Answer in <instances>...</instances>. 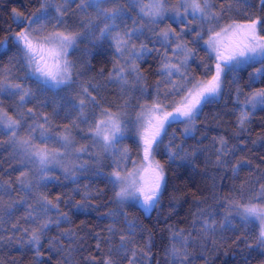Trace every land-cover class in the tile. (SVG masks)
<instances>
[{
  "label": "trees",
  "instance_id": "trees-1",
  "mask_svg": "<svg viewBox=\"0 0 264 264\" xmlns=\"http://www.w3.org/2000/svg\"><path fill=\"white\" fill-rule=\"evenodd\" d=\"M42 2L0 0V39L21 30L14 19L13 9L28 16L36 12ZM60 2L68 8L64 23L43 22L46 25L44 34L52 31L83 34L68 55V59L75 64L73 83L42 90L35 78H28L17 49L12 46L10 51L0 54V73L11 79L12 83L23 85L33 95L30 102L21 106L19 96L0 93V109L14 119H20L23 113L27 124H32L35 119L56 136L70 131L76 139L75 148L88 147L90 150L80 159L82 162L86 159L87 168L80 170L77 167L72 172H66L65 169L51 167L45 174L47 179L41 180L38 167L26 161L20 145L0 128V184L4 185V190L0 192V264H104L109 257L114 264H129L132 249L137 250L136 264H141V261L143 264H173L169 254L173 243L172 233L181 230L183 235L190 237L186 264H264V249L256 247L260 230L258 222L244 220L229 207L230 200L244 203L256 195L259 185L264 184V106L257 105L255 109L249 107L244 127L238 124L241 111L238 100L243 101L250 91L264 87V83L259 81L249 87L250 73L260 65H241L233 75H229L221 95L213 103L206 104L196 116L191 133H184L185 124L174 123L163 144L158 149L153 147L154 157L165 167V191L160 204L150 214L129 204L123 206L128 219L136 225L133 235L125 223V217L120 214V206L114 201V191L108 179L116 157L100 147L95 148L89 128L101 117L99 114L103 108L115 112L125 101L128 102L126 119L134 121L136 114L142 110L141 106H150L157 101L158 83L161 93L171 87L166 83L168 77L163 74L162 65L169 61L177 62L172 51L175 44L169 47L163 43L159 33L168 28H174L179 33L184 25L177 27L167 18L159 28H153V32L144 28L145 34L140 39H134L137 47L143 43L151 50L135 60L142 76L141 82L137 84L129 75V85L124 86L112 79L115 77L114 67H127L124 59L117 56L114 41L100 38L99 29L104 27L105 21L97 18L94 10L81 13L77 3ZM212 2L216 5L214 10L222 14L219 24L216 21L205 24L188 17L194 31L190 35L187 29L181 33L182 42H186L194 53L185 71L189 77L196 79L210 78L215 71V61L210 58L204 44L209 33L206 30L202 32V39L197 42L196 31L209 27L219 31L220 27L234 22L246 24L256 17L264 20V5L260 0ZM119 4L130 7L127 0H119ZM172 4H175V0H172ZM221 5L224 6L223 10ZM90 18L91 23H87ZM141 18L137 10H131L122 21H116L119 26L116 31L149 26ZM258 33L264 35L259 28ZM205 64L208 65L207 69L204 68ZM85 87L96 97L100 107L92 104L82 110L77 107L81 99L86 100L83 93ZM141 88L147 90L141 94ZM237 90L243 93L239 97ZM172 99L178 101L180 97L165 99L163 95L159 96V101L165 105H170ZM28 109L33 110L34 117L27 115ZM167 110L171 111V106ZM81 111L88 117L87 122L81 118ZM42 117H47L48 123ZM25 121H21L22 127L17 130V140L31 135L33 143L41 147L61 148L56 141H41L38 132L30 133ZM221 139L226 142V149L222 147ZM177 145L184 151L177 158L170 159L168 153L178 150ZM117 148L121 151L127 149L124 161L128 159V164H120L121 169L130 168L141 157L143 147L132 124L128 125L125 137ZM240 161H247V166L234 172L233 168ZM22 172L25 173L24 177H21ZM21 180L38 187L28 195L23 190ZM85 192L89 193L86 201ZM39 194L47 196L54 203L59 197L60 212L67 213L69 222L60 220L58 224H50L43 231L39 246H36L28 242L31 231L39 224V221L34 223L30 218L29 204L35 206ZM25 200L26 203L23 202ZM78 204L86 206L81 209L77 207ZM49 217L55 220L56 211L50 212ZM204 221H214V227L206 229ZM24 229L29 231L25 233ZM122 235L131 240L126 252L120 249Z\"/></svg>",
  "mask_w": 264,
  "mask_h": 264
},
{
  "label": "snow or ice",
  "instance_id": "snow-or-ice-1",
  "mask_svg": "<svg viewBox=\"0 0 264 264\" xmlns=\"http://www.w3.org/2000/svg\"><path fill=\"white\" fill-rule=\"evenodd\" d=\"M68 2L77 3V9L81 13L87 14L90 9L94 10L97 18H102L105 21L104 27L99 29L100 38H110L114 41L117 56L124 59V64L127 67L121 65L114 67L115 77L112 78L115 82L122 83L124 86L129 85L127 79L129 75L133 76L137 84L141 82L142 76L135 60L151 50L143 43L139 47L134 43V39H140L145 34L143 25L139 28L125 29L120 32L116 31L119 27L116 21L118 19L122 21L131 10H137L142 18H146L152 24H156L167 17L176 23L177 27L181 24L184 25L179 33L174 28L161 30L159 33V38L163 43L169 47L172 43L175 44L172 51L177 62L172 63L169 61L162 65V72L168 77L166 83L170 84L171 87L161 93L158 83L157 101L150 106H141L142 110L136 114L134 121L126 119L125 109L128 107V102L125 101L124 105L115 112L109 108H103L99 114L102 118L96 119L93 126L89 128L94 142L100 145L104 152L116 157L113 161V171L109 174L108 179L114 191V201L121 208L120 214L125 217V223L134 235L136 225L128 219V214L122 210L123 206L129 204L132 207L140 208L145 214H150L160 204L165 191V167L159 161L150 159L153 147L155 146L158 149L163 144L164 139L167 138L168 130L174 123L185 124L184 133H191L193 122L196 116L200 114L201 109L206 104L213 103L221 95L222 89L228 83L227 77L233 75L239 66L254 67L259 64L260 66L255 67L254 71L250 73L249 87L251 88L252 84L257 81L264 83V35L258 33V28L264 31V20L256 17L251 18L250 22L246 24L234 22L220 27L219 31H215L211 27L196 31L197 42L202 39V32L206 30L209 33L204 44L210 58L215 61V71L210 78L196 79L195 77H189L185 71L187 62L193 57L194 53L192 49L188 48L186 42H182L181 33H184L185 29L188 30L187 34L189 35L194 31L188 17L203 21L205 24H210L212 21L219 24L222 14L214 10L216 5L212 0H175V4H172V0H148L147 3L145 0H127L130 7L119 4V0H65V3ZM260 2L264 5V0H260ZM110 4L118 6L105 7V5ZM223 8L224 6L221 5L222 10ZM12 12L21 30L10 37L0 39V54L10 51L11 47L15 46L28 78H35L42 90H46L48 87L70 86L73 83L72 75L75 64L68 59L69 49L75 47L78 38L83 34L74 31H52L44 34L46 25L43 23L45 21H55L56 25H63L64 18L68 13L65 4L61 3L60 0H43L36 12L30 13L28 16L17 9H13ZM87 23H91V18ZM225 37H228L227 43L224 42ZM179 57H183V59ZM166 59L168 58L166 57ZM204 68L207 69L208 65L205 64ZM174 76L179 77V79H172ZM233 78L235 77L233 76ZM146 90V88H141V94ZM0 93L19 96L21 106L25 102H30L33 95L29 89L19 83H12L11 79L5 77L2 73H0ZM83 93L86 100H80L77 106L79 109H84L88 104L100 107L96 97L89 93L88 88H83ZM242 94L237 90L238 97ZM160 95H163L165 99L175 96H179L180 99L178 101L172 99L170 105H165L159 101ZM238 104L241 109L238 124L243 128L249 116L247 109L249 107L255 109L257 105L264 106V87L250 91L243 101L238 100ZM169 106L172 108L171 111L167 110ZM27 115L34 117L33 110L28 109ZM42 118L45 123H48L47 117ZM81 118L84 122L88 120V117L82 111ZM21 121H25L23 113L20 114V119H14L4 113L3 109H0V128L3 129L5 135H11L14 143L20 145L27 162L39 166L38 171L41 173V180L47 179L45 174L49 171V165L52 164L65 167L66 172H72L77 167L80 170L87 168L85 162L79 165H66L64 158L69 151L73 150V142L70 136L67 134L53 135L44 124L35 122V119L32 124H27L25 121L29 132L32 134L38 132L41 141H56L66 151L49 149L46 145L41 147L33 143L31 135L26 139L17 140V130L22 127ZM129 124L133 125L139 140L142 142L145 161L142 169H137L134 172L121 170L120 163L126 158L127 149L121 151L117 148V145L124 139ZM220 143L226 149V142L223 139ZM169 147H171V141ZM176 148L178 150L169 151L170 159L177 158L184 151L179 145ZM74 151L79 156L81 153H86L87 148L82 147L74 149ZM247 163V161L238 162L233 171L236 172L247 166ZM25 166H27V163ZM24 176L25 173L22 172L21 177ZM21 184L28 195H31L34 188L38 187V185H33L31 182L25 184L23 180H21ZM3 190L4 185L0 184V192ZM88 198L89 193L85 192V201ZM23 202L26 203L27 200ZM60 203L59 197L56 198L54 203L47 196L39 194L35 206L29 204L31 209L30 218L34 223L39 221L38 227L31 231L28 238L29 243L39 246L41 235L50 224H58L60 220L69 222L67 213L60 212ZM85 206L84 204L77 205L81 209ZM229 207L233 208L237 215L244 220L258 222L260 230L256 238V247L257 249H264V184L259 185L256 189V195L244 203L236 199L230 200ZM52 211L57 213L55 220L49 217V213ZM203 224L206 229L210 230L214 227L215 222L204 221ZM109 230L112 231V229ZM28 231V229H24L25 233ZM189 238V236L183 235L182 230L172 233L173 243L170 246L169 254L172 257L173 264H186ZM120 240V249L126 252L127 244L131 243V240L124 235L120 237ZM143 255L144 253L141 250V256ZM136 260L137 250L132 249L129 264H136ZM104 264H114V262L109 257ZM141 264H143V261H141Z\"/></svg>",
  "mask_w": 264,
  "mask_h": 264
},
{
  "label": "rangeland",
  "instance_id": "rangeland-1",
  "mask_svg": "<svg viewBox=\"0 0 264 264\" xmlns=\"http://www.w3.org/2000/svg\"><path fill=\"white\" fill-rule=\"evenodd\" d=\"M148 2V1H147ZM146 2V3H147ZM105 7H109V8H111L112 6H109V5H105ZM141 19H144V21H146V22H148L149 23V21L146 19V18H141ZM165 19H167V17H165L162 21H160V22H158V23H156V24H152V23H149V26H144V28H146V30H149L148 32H153V28H159V26L163 23V21H165ZM239 24V23H238ZM224 42L225 43H227L228 42V37H225L224 38ZM70 50L71 49H69V52H70ZM180 59L182 58V57H179ZM145 111H146V109H145ZM100 118H102V117H100ZM99 118V119H100ZM64 134H67V135H69L70 136V138H71V140H72V142H73V150L72 151H69L68 152V155L64 158L65 159V163H66V165H68V166H70L71 164H76V165H79L80 163H82V161H80V159H81V156H85L84 154L85 153H81V154H79V156H77V154L75 153V151H74V149H78V148H81V147H78V148H75L74 147V143L76 144V139H74V137L72 136V134L70 133V131H65L62 135H64ZM93 142H94V140H93ZM141 142V141H140ZM94 144L96 145L95 146V148L97 149H99V147H100V149L101 150H103V148L100 146V145H98V144H96L95 142H94ZM141 144H142V142H141ZM142 147H143V145H142ZM86 148H88V147H86ZM20 149H21V147H20ZM59 151H61V152H65L66 150L64 149V148H60L59 149ZM88 151H90L89 149H87V152ZM21 152H22V154H23V156L25 157V155H24V153H23V151L21 150ZM86 152V153H87ZM150 159H152L153 161H157L156 160V158L154 157V155H153V152H152V156L150 157ZM85 160L86 159H84V161L83 162H85ZM128 159H126L125 161L123 160V161H121V163L120 164H125V165H127L128 164V161H127ZM86 163V162H85ZM32 164H34V163H32ZM36 167H39L37 164H34ZM145 165V161H144V158H143V151H142V154H141V157H139L137 160H135L132 164H131V167L130 168H128V169H126V168H124V169H121V170H126V171H132V172H134L135 170H137V169H142V167ZM55 168V167H59V168H62V169H65V167H62V166H60V165H56V164H52V165H49V168Z\"/></svg>",
  "mask_w": 264,
  "mask_h": 264
}]
</instances>
